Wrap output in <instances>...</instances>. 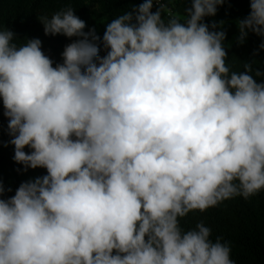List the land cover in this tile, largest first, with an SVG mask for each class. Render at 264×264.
Listing matches in <instances>:
<instances>
[{
	"label": "clouds",
	"instance_id": "9594fccd",
	"mask_svg": "<svg viewBox=\"0 0 264 264\" xmlns=\"http://www.w3.org/2000/svg\"><path fill=\"white\" fill-rule=\"evenodd\" d=\"M172 2L142 0L102 37L72 7L39 17L76 37L55 66L0 23L7 144L46 169L7 198L0 180V264H235L203 221H180L264 190V72L231 70L223 22H205L227 0H184L183 20ZM248 3L238 44L264 38V0Z\"/></svg>",
	"mask_w": 264,
	"mask_h": 264
},
{
	"label": "trees",
	"instance_id": "16d2710c",
	"mask_svg": "<svg viewBox=\"0 0 264 264\" xmlns=\"http://www.w3.org/2000/svg\"><path fill=\"white\" fill-rule=\"evenodd\" d=\"M140 2L142 0H0V23L16 34L19 43H23L25 38H39L42 41V51L53 60L55 66L62 62L61 53L65 45L76 37L45 35L39 17H51L56 11L72 7L75 15L86 22L85 31L95 28L102 37L106 23ZM187 6L184 0H173L169 5L181 20L185 18L184 10ZM155 10L154 6L153 11ZM249 11L248 0H227L218 6L215 16L205 17V22H223L222 27L227 34L224 42L228 52L227 63L231 70L243 71L244 63L254 59V68L264 72V50H259L253 56L264 38L250 32L243 44H238L236 40L239 35L236 21L247 16ZM164 18L167 19L166 14ZM103 54L102 49L101 55ZM255 78L258 82L264 81V76ZM7 124L8 118L3 116L0 104V180L5 189L12 190L5 192V198L14 195L21 182L46 174V169L43 168L23 171V166L13 160L14 146L7 144L10 139ZM25 151L29 149L26 148ZM200 221L211 228L213 240L219 236L230 244L231 259L235 264H264V190L248 199L237 196L206 211L190 212L180 223L187 230L194 228Z\"/></svg>",
	"mask_w": 264,
	"mask_h": 264
}]
</instances>
